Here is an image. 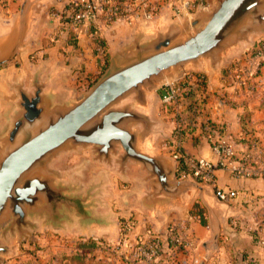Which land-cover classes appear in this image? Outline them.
Masks as SVG:
<instances>
[{
  "label": "water",
  "instance_id": "1",
  "mask_svg": "<svg viewBox=\"0 0 264 264\" xmlns=\"http://www.w3.org/2000/svg\"><path fill=\"white\" fill-rule=\"evenodd\" d=\"M36 1L22 0L13 25L0 34V66L24 44ZM173 19L161 30L146 25L153 17H141L131 40L111 55L105 72L76 100L52 102L43 92L45 83L38 81V70L27 81L8 82L16 96L9 126L0 136V237L15 230L20 238L26 227L35 226L33 217H43L55 228L72 217L82 228L103 225L90 211L89 191L74 193L49 167L69 146L90 147L93 158L117 163L121 174L128 162L139 164L148 185L141 201L152 217L178 207L192 190L210 209L207 183L177 179V160L147 150L156 123L143 111L163 80L176 79L202 63L219 65L248 34L264 31V0H211L204 10ZM6 252L8 247L0 242V263Z\"/></svg>",
  "mask_w": 264,
  "mask_h": 264
},
{
  "label": "crops",
  "instance_id": "2",
  "mask_svg": "<svg viewBox=\"0 0 264 264\" xmlns=\"http://www.w3.org/2000/svg\"><path fill=\"white\" fill-rule=\"evenodd\" d=\"M74 1L34 2L24 44L4 64L11 65L14 82L27 81L38 70V81L45 83L43 92L49 94L54 103L76 100L83 95L105 72L111 55L131 40L141 19L128 18L127 21L123 16L105 23L100 19L102 10L107 2L115 0H92L97 15L94 25L105 47L104 52L99 53L87 28L84 33L76 34L75 29L65 23L68 5ZM127 1L124 0L122 5H128ZM187 1L148 0L155 12L153 22L146 25L153 24L163 30L174 20L175 11L170 3L178 8ZM21 3L22 0L0 3V34L13 25ZM73 35L75 37L71 38ZM188 72H201L204 83L196 85L193 78L184 77ZM185 73L178 77L182 81L174 101L164 100V85L177 78L163 80L147 98L143 112L156 123L152 146L161 147L162 151L155 154L165 157H170V151L178 147L191 155L210 159L215 165L214 179L204 185L210 209L192 190L185 194L178 207L165 214L159 213L164 218L160 230L178 225V234L183 239L181 244L174 246L175 249L165 247L162 263L264 264V180L236 174L229 169L227 161H220L213 151L216 142L233 144V136L240 133L238 108L235 109L230 101L236 94L232 93L233 88L225 81V72L218 64L211 67L209 63H202ZM176 178L191 179L190 176ZM215 188L233 189L236 196L219 201L214 196ZM152 219L149 211V220ZM151 224L147 231L150 234L155 230L156 222Z\"/></svg>",
  "mask_w": 264,
  "mask_h": 264
},
{
  "label": "rangeland",
  "instance_id": "3",
  "mask_svg": "<svg viewBox=\"0 0 264 264\" xmlns=\"http://www.w3.org/2000/svg\"><path fill=\"white\" fill-rule=\"evenodd\" d=\"M128 1L132 5H126L127 21L134 20L133 13L145 0ZM188 2L189 5L178 7V11L170 3L175 11L172 17L178 16L180 20L204 10L211 0ZM219 65L225 72V81L233 88L232 93L236 94L230 98L232 106L238 108L240 133L233 136L230 144L231 164L238 169L235 171L238 175L264 180V31L248 34L245 40L231 47ZM10 67L0 66V136L8 128L15 108L16 94L8 85L14 78ZM128 99L116 106L127 103ZM150 146L147 147L150 152L162 151L159 146ZM49 167L57 172V181L71 185L74 193L86 195L89 191L90 211L102 218L103 225L82 228L77 218L72 217L62 227L55 228L45 224L43 217H33L35 226L26 227L20 238L15 230L0 237V242L8 247V252L1 254L0 264H164L161 258L165 257V247L175 249L181 234L178 230L175 235L169 233L170 226L161 231L164 218L159 213L149 220L150 209L141 201L148 185L139 164L128 162L125 173L121 174L117 163L93 158L90 147L69 146L50 160ZM153 221L155 230L150 234L147 231Z\"/></svg>",
  "mask_w": 264,
  "mask_h": 264
},
{
  "label": "built area",
  "instance_id": "4",
  "mask_svg": "<svg viewBox=\"0 0 264 264\" xmlns=\"http://www.w3.org/2000/svg\"><path fill=\"white\" fill-rule=\"evenodd\" d=\"M6 0H0V3H4ZM128 4L131 5L128 1ZM184 6L189 5V2H184ZM182 5V6H183ZM141 9V10H140ZM127 11L126 5H117L114 1H109L105 4L102 15L100 19L105 23H109L117 18L123 17L125 12ZM178 11V8H177ZM155 9L150 6L148 0L142 1L139 4L138 10L133 13V19L137 17H145L151 18L154 15ZM66 19L65 23L72 26L77 33H84L86 28L89 31V35L93 37L94 45L96 50L99 53L104 52V43L103 40L95 28L94 20L97 18L95 5L92 0H76L68 5L67 13H65ZM131 20V19H130ZM75 36V35H74ZM257 62L254 63L253 68L256 67ZM249 71H251L249 69ZM184 77H191L196 85H202L204 83V77L202 74L197 73H185ZM182 78L176 79L172 82L165 83V92L166 95L164 100L166 102L174 101L178 96V91L181 85ZM177 129V128H176ZM177 134V130H176ZM213 151L216 153L220 161H227L229 164V169L233 172L238 169L236 166L231 164V156L233 155V147L232 145L225 143L223 141H218L213 145ZM170 156L177 160L175 167V175L177 177L190 176L191 178L204 182L210 183L214 179V163L203 156H195L184 151L178 149V147H174L170 151ZM215 196L219 200H227L236 196V191L233 189H221L215 188L214 190ZM178 230V225H172L168 228L169 233H173L175 235ZM178 243H182L183 239L178 237Z\"/></svg>",
  "mask_w": 264,
  "mask_h": 264
},
{
  "label": "trees",
  "instance_id": "5",
  "mask_svg": "<svg viewBox=\"0 0 264 264\" xmlns=\"http://www.w3.org/2000/svg\"><path fill=\"white\" fill-rule=\"evenodd\" d=\"M124 0H115V3L117 4V5H121L122 4V2H123ZM75 36L73 35L71 38H74ZM204 77V76H203ZM197 208H199V207H197ZM196 208V209H197ZM198 210V209H197Z\"/></svg>",
  "mask_w": 264,
  "mask_h": 264
}]
</instances>
